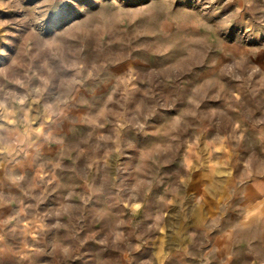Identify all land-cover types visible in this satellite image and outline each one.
<instances>
[{
	"label": "rangeland",
	"instance_id": "rangeland-1",
	"mask_svg": "<svg viewBox=\"0 0 264 264\" xmlns=\"http://www.w3.org/2000/svg\"><path fill=\"white\" fill-rule=\"evenodd\" d=\"M0 264H264V0H0Z\"/></svg>",
	"mask_w": 264,
	"mask_h": 264
}]
</instances>
